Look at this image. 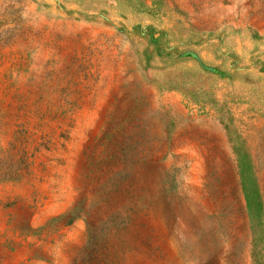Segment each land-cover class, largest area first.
Wrapping results in <instances>:
<instances>
[{
	"label": "rangeland",
	"instance_id": "obj_1",
	"mask_svg": "<svg viewBox=\"0 0 264 264\" xmlns=\"http://www.w3.org/2000/svg\"><path fill=\"white\" fill-rule=\"evenodd\" d=\"M0 264H264V0H0Z\"/></svg>",
	"mask_w": 264,
	"mask_h": 264
},
{
	"label": "water",
	"instance_id": "obj_2",
	"mask_svg": "<svg viewBox=\"0 0 264 264\" xmlns=\"http://www.w3.org/2000/svg\"><path fill=\"white\" fill-rule=\"evenodd\" d=\"M192 54H194V55L197 57V54H196V53H193V52H192Z\"/></svg>",
	"mask_w": 264,
	"mask_h": 264
}]
</instances>
